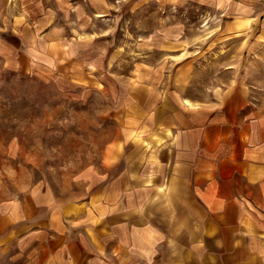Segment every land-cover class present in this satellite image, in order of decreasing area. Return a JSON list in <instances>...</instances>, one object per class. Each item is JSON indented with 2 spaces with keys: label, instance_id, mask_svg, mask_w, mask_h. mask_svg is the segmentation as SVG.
<instances>
[{
  "label": "crops",
  "instance_id": "0c3cea01",
  "mask_svg": "<svg viewBox=\"0 0 264 264\" xmlns=\"http://www.w3.org/2000/svg\"><path fill=\"white\" fill-rule=\"evenodd\" d=\"M189 5L215 16L226 42H249L238 56L263 61L202 99L159 96L162 84L144 78L157 72L151 62L112 80L127 95L115 96L111 161L82 170L76 199L35 190L1 203L0 264H264V102L251 98L264 82L252 76L264 74V0H0V60L69 89L105 88L116 64L107 25L136 26L138 10L155 6L150 46L170 41L180 23L170 11Z\"/></svg>",
  "mask_w": 264,
  "mask_h": 264
},
{
  "label": "rangeland",
  "instance_id": "374dc122",
  "mask_svg": "<svg viewBox=\"0 0 264 264\" xmlns=\"http://www.w3.org/2000/svg\"><path fill=\"white\" fill-rule=\"evenodd\" d=\"M122 12V17H133L128 8ZM161 13L155 6L141 9L136 26L133 21L124 29L111 23L106 26L107 36H114L109 54L115 53L116 64L107 68L105 88L96 84L69 89L41 73L9 72L0 60V204L35 190L52 193L61 201L82 195V170L89 166L102 169L111 161L107 150L117 140L120 126V107L115 103L120 90L112 80L122 76L124 82L133 64L144 61L156 66V74L144 78L162 84L164 88L156 90L159 96L202 99L212 93L214 85L241 78L237 69L248 62L263 61L238 56L249 42L236 38L226 42L216 31L215 16L193 5L170 11V22H180L169 26L170 41L150 40L152 45L147 46L145 38L156 34L157 24H147L144 18ZM227 65L235 66L233 74L225 69ZM259 75L264 74L252 76ZM257 84L250 81L252 86ZM262 85L251 88V98L258 103L264 102ZM126 91L121 89L118 95L125 96Z\"/></svg>",
  "mask_w": 264,
  "mask_h": 264
}]
</instances>
